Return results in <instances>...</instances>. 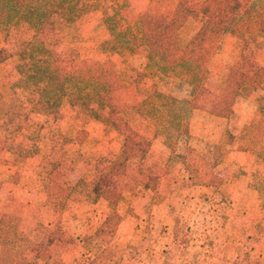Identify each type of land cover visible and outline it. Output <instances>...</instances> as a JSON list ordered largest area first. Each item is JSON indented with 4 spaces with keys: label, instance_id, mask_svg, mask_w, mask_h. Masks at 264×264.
<instances>
[{
    "label": "rangeland",
    "instance_id": "rangeland-1",
    "mask_svg": "<svg viewBox=\"0 0 264 264\" xmlns=\"http://www.w3.org/2000/svg\"><path fill=\"white\" fill-rule=\"evenodd\" d=\"M204 2L10 0L0 10V218L43 237L46 256L60 253L46 264H264V158L239 150L257 101L208 113L231 70L259 71L264 89V45L224 37L191 112L185 77L122 37H141L144 15L170 21L185 6L198 13L188 41ZM76 70L114 71L125 88L103 101L70 80ZM117 118L146 141L143 158L127 153Z\"/></svg>",
    "mask_w": 264,
    "mask_h": 264
},
{
    "label": "trees",
    "instance_id": "trees-1",
    "mask_svg": "<svg viewBox=\"0 0 264 264\" xmlns=\"http://www.w3.org/2000/svg\"><path fill=\"white\" fill-rule=\"evenodd\" d=\"M9 6L10 0H2L0 10L3 11V7ZM201 14L204 17L203 25L188 41L183 40V27L188 18L198 16V13L185 6H179L170 21H156L152 20L149 15H144L136 21L141 37L134 33L122 36L127 40V44H139L143 40L145 45L150 47L152 55L159 58L175 77H185L188 85L192 88V100L188 102L191 112L198 107L195 96L197 84H200L205 78L208 65L215 55V49H219L220 42L224 37L235 36L243 39L246 45L254 43L264 45V0H246V2L205 0ZM1 18L5 24H11L14 21L9 16L3 17L2 15ZM60 69L62 68L60 67ZM258 72L250 76L231 70L218 103L208 113L218 118L229 117L234 112V106L240 98L249 95L255 96L256 114L252 121L245 123L241 140L246 144L241 145L239 150L264 158V89L260 86ZM76 79H80L82 83L88 82L92 90L100 91L101 89L103 101H106L110 93L125 88V84L114 71L96 75L92 71L76 70L70 80ZM65 81L67 80L65 79ZM83 89L78 90L79 92L76 91V98L80 97ZM65 91L61 86L60 93H65ZM163 98L172 100L175 104H181L176 98L169 96ZM113 115L116 113L114 112ZM117 119L122 126L128 129L124 144L127 153L143 152L140 155L143 158L147 151L143 149L140 140L146 141L133 132L129 126H125L126 124L122 123L121 118ZM129 143L138 144L133 146ZM31 241L30 237L20 233L19 223L0 219V264H28L26 253Z\"/></svg>",
    "mask_w": 264,
    "mask_h": 264
},
{
    "label": "crops",
    "instance_id": "crops-1",
    "mask_svg": "<svg viewBox=\"0 0 264 264\" xmlns=\"http://www.w3.org/2000/svg\"><path fill=\"white\" fill-rule=\"evenodd\" d=\"M0 219H2V218H0ZM43 239L44 238L42 237V238H37L34 241H31V244H30L28 251L26 253L28 264H46V262L48 260L50 261V260L57 259L58 256H55V253H51L50 255L46 256L47 253L42 252L41 250H38L40 248L39 246L42 245ZM51 255H53V256L50 259ZM58 255H59V257H58V260H59L60 253Z\"/></svg>",
    "mask_w": 264,
    "mask_h": 264
}]
</instances>
